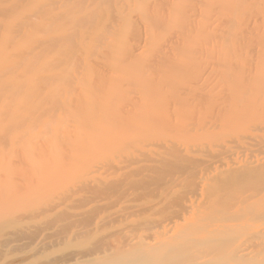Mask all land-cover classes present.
<instances>
[{
	"label": "bare ground",
	"instance_id": "6f19581e",
	"mask_svg": "<svg viewBox=\"0 0 264 264\" xmlns=\"http://www.w3.org/2000/svg\"><path fill=\"white\" fill-rule=\"evenodd\" d=\"M0 170L59 264H264V0H0Z\"/></svg>",
	"mask_w": 264,
	"mask_h": 264
},
{
	"label": "rangeland",
	"instance_id": "374dc122",
	"mask_svg": "<svg viewBox=\"0 0 264 264\" xmlns=\"http://www.w3.org/2000/svg\"><path fill=\"white\" fill-rule=\"evenodd\" d=\"M36 190L0 187V264H59L74 253L88 252L96 242L102 244L100 233L84 236L79 226L49 221L41 212L56 200V193L41 197Z\"/></svg>",
	"mask_w": 264,
	"mask_h": 264
}]
</instances>
